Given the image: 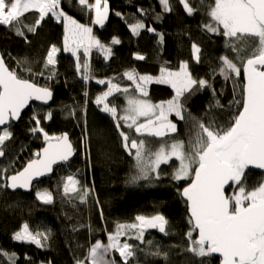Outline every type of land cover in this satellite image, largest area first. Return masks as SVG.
Instances as JSON below:
<instances>
[{"label": "trees", "instance_id": "16d2710c", "mask_svg": "<svg viewBox=\"0 0 264 264\" xmlns=\"http://www.w3.org/2000/svg\"><path fill=\"white\" fill-rule=\"evenodd\" d=\"M188 2L195 10L193 15L186 13L179 0H169L170 12H163L158 0H108V19L103 25L97 26L93 23V9L80 6L78 0H63L61 8L66 13L91 27L93 35L112 49V55L107 59L96 48L91 49L87 59L91 77L87 81L82 79L83 71L77 72L76 59L63 50L64 24L51 14L44 18L35 33L26 32L29 43H25L9 26L0 25V53L4 55L8 67L15 69L21 78L33 79L27 68L31 66L32 72H39L51 45L60 49L53 69L58 73L56 78L47 80V72L45 77H34L38 85L51 87L54 92L51 104L43 106L32 103L19 121L10 122L8 126L13 137L0 147H3L6 158L11 155L18 157V160L16 167L6 172V175L17 171L28 159L34 157L33 152H38L45 141L42 133L29 132L35 126L31 120L34 112L43 115L51 110L52 118L41 121L45 132L50 136H58L66 131L71 139L76 140L73 141L75 158L56 167L51 177L33 184L30 192L0 189V250L15 252L17 264H29L28 258L31 264H48L49 261L51 264H75L77 260H84L97 240L107 245L108 235L115 233L117 224L134 223L137 215L157 214H162L168 221L167 235L148 230L144 242L140 243L141 250L136 251L128 264H201L199 257L187 251L189 241L186 234L192 230V225L189 223L186 202L177 191L183 188L185 182H174L171 179L177 167L175 159L170 162V166L161 165L159 171L162 178L159 180L141 181L135 185L126 183L135 174L134 160L123 148L113 118L101 111L95 103L97 94L103 88L97 84L98 80H111L129 86L132 83L126 79V72L135 70L137 75L156 77L161 67L175 71L179 69L181 61H187L193 77L208 79L216 90L215 99L223 105L222 109L213 107L209 110L210 105H215L211 89L197 92L188 98L185 105L194 117L203 119L206 124L209 119L215 120L217 124H226L238 111L239 106L233 103L230 107V102L242 99V67L240 76L233 73L227 80L217 73L221 66V56H227L238 66H241L243 60L225 47V37L204 29L203 26L211 22L208 11L212 0ZM89 3H94V0H89ZM116 13L121 15L117 16ZM157 13H161L160 20L155 19ZM37 16L38 13L32 10L20 18L21 23L32 24ZM137 22L155 27L157 33H163V42H159L156 33L144 29L139 30L138 36L133 35L130 26ZM113 37L118 38L120 43L113 44ZM193 43L201 49L199 62L192 53ZM137 55L144 59H137ZM242 55L246 59L248 53ZM24 58H27L29 64L22 62ZM17 61H21L19 66ZM146 91L148 95L145 99L153 104L167 101L174 95V90L166 84H147ZM131 93L136 96L133 91ZM124 95L121 92L109 97V104L121 110ZM72 111L75 114L69 115ZM169 118L177 123L178 131L165 138L166 142L170 144L174 140H182L187 144L190 135L194 136L192 122L187 117V123L180 121L174 114ZM124 130L130 133L131 138H144L145 147L152 150L165 142L160 138L139 137L133 130ZM83 136L85 144L80 139ZM63 166L66 169L61 172V177L72 175L80 182L77 191H70L67 195L53 183L57 177L56 172ZM246 177V189L252 190L263 181L264 172L248 169ZM38 187L51 191L53 203L44 204L38 200L35 196ZM85 188L90 190L89 195L81 202ZM231 189L228 188L227 192ZM24 223L33 232L50 230L45 247L38 248L26 242L13 241V233ZM192 238H196L194 231ZM149 240L152 241L151 245L147 243ZM157 248L162 254H167V259L163 255L147 254L156 252ZM109 258H114L116 264H123L115 250L109 253ZM218 262L219 258L212 255L203 264ZM0 264H10V261L0 255Z\"/></svg>", "mask_w": 264, "mask_h": 264}, {"label": "snow or ice", "instance_id": "6c2138e0", "mask_svg": "<svg viewBox=\"0 0 264 264\" xmlns=\"http://www.w3.org/2000/svg\"><path fill=\"white\" fill-rule=\"evenodd\" d=\"M63 0H0V25L9 26L10 30L29 43L27 33H35L46 16L51 14L56 20H62L64 24L65 52H72L77 56L76 70H84L83 80L91 77L90 65L85 61L80 62L77 55L83 49V55L87 57L92 48H96L104 54L105 59L112 55L110 46H106L93 35V29L82 24L68 15L61 8ZM163 12H170L169 0H158ZM188 15L194 14V9L188 0H179ZM80 6L94 9L93 23L103 25L108 19V0H78ZM35 10L37 18L32 24H22L21 17ZM142 13L143 9L140 10ZM120 16V13H116ZM208 16L210 23L204 25L209 33L219 34L226 38L225 47L235 53L236 57L243 60L241 66L234 63L227 56L219 58L220 68L217 74L225 80L231 78V74L240 76L241 67L244 73L245 83L242 88V99L230 102L239 106L226 122L217 124L209 119L206 124L203 119L194 117L186 108L189 97L205 89H211L213 98H216V90L208 79L193 77L187 61H181L179 70L172 71L167 67H161L160 75L153 77L148 74L137 75L135 70L124 75L135 85V90L142 97H147L146 85L155 80L158 84H166L174 90V95L167 101L153 104L148 99L136 96L126 97V107L122 108L123 114L118 115L117 107L108 102V98L114 93L129 92L128 88H121L118 84L108 83L107 91L98 95L96 105H102V111L110 114L115 122V127L122 138V146L127 154L134 160L135 174L131 175L126 183L135 185L141 181L161 179L159 169L161 165H169L170 162H178V167L171 174L174 182H185L186 186L177 189L185 202L190 214L189 223L192 230L186 236L189 241L187 251L201 259V264L208 257L219 254L221 264H264V182L247 190L245 186L246 170L251 168L264 170V0H214L209 7ZM156 20L161 19V13H157ZM133 35H139L141 29L159 36V42L164 40L163 33H157L155 27L137 22L130 26ZM113 44H119L120 40L113 37ZM60 51L56 45H51L44 57V63L39 72H32L31 66L27 68L30 76L45 77L54 80L58 73L53 69L57 63L56 54ZM200 47L192 44L194 59L200 60ZM247 52V58L243 53ZM15 59V58H13ZM137 59L144 57L137 55ZM29 64L27 58L22 61ZM21 61H17L18 66ZM51 66V69H50ZM103 85L105 80L97 81ZM53 91L50 86H38L33 79L21 78L15 69H10L0 53V146L13 137L9 130L11 121L22 118V110L30 101H40L47 104L53 99ZM87 96V92H85ZM223 108L218 99L211 108ZM74 111L69 115H74ZM174 114L180 121H186V117L192 122L194 136L190 135L187 144L182 140H174L168 144L165 138L176 134L177 123L169 118ZM52 111L46 114L34 112L31 120L35 126L29 129L32 134L42 133L46 141L36 159L29 160L22 170L6 176L0 182V189H28L34 178L44 176L53 171V165L67 162L74 154L73 144L68 133L59 136H50L41 127V121L52 118ZM143 118V122L141 121ZM123 122V124L121 123ZM134 130L139 137H154L165 140L155 152L145 149V139L131 138L125 131ZM134 150V151H133ZM42 153V154H41ZM5 156L3 147H0V158ZM0 169V173L6 172ZM79 181L72 175L67 177L63 190L65 195L70 191L76 192ZM234 188L233 194L228 195L227 189ZM89 189L85 188L81 195L84 202ZM38 200L44 204L53 203V196L48 191H37ZM98 202V201H97ZM102 215V213H101ZM134 223L117 224L115 233L108 235V244L104 245L97 240L93 244L84 260H77L75 264H116L114 258H109L112 250L118 252L123 264H128L130 258H134L138 247L129 243V239L144 242L145 232L148 229H158L160 233L167 235L166 225L168 221L162 214L154 216L137 215ZM76 229H73L75 231ZM128 230H134L135 235L121 242ZM198 231V237L193 239L192 232ZM50 230L45 232H33L29 225L24 223L21 228L12 235L13 241L26 242L38 248L45 247V241L49 239ZM149 245L152 241L147 242ZM148 255H163L159 248ZM10 264H17V254L0 250ZM29 264H31L30 258ZM44 264V262H41ZM48 264H51L49 261Z\"/></svg>", "mask_w": 264, "mask_h": 264}, {"label": "rangeland", "instance_id": "374dc122", "mask_svg": "<svg viewBox=\"0 0 264 264\" xmlns=\"http://www.w3.org/2000/svg\"><path fill=\"white\" fill-rule=\"evenodd\" d=\"M204 1V0H203ZM214 3V0H212V4ZM108 6H109V4H108ZM94 18H95V11H94V9H93V21H94ZM59 21H61L62 23H63V21L62 20H59ZM105 23V22H104ZM95 25H97V26H101V25H98V24H95ZM69 54H71L75 59H76V61H77V56H74L73 55V53L72 52H68ZM79 57H80V62L83 64L85 61H87V59H88V56L87 57H85L84 55H83V49L81 48L80 50H79V52H78V54H77ZM88 63V62H87ZM242 65V64H241ZM179 70V69H178ZM81 72L83 71L84 72V70L83 69H81L80 70ZM175 71H177V70H175ZM82 72V73H83ZM159 75H160V73H159ZM158 75V76H159ZM235 75V74H234ZM158 76H156V77H158ZM33 78V82L35 81L36 82V79L34 78V77H32ZM155 78V77H154ZM126 79H127V77H126ZM128 80V79H127ZM106 81V83L105 84H103V85H101V84H99L98 82H97V84L100 86V87H103L100 91H99V93L97 94V96L98 95H101L103 92H105V91H107V89H108V81L109 80H105ZM129 81V80H128ZM112 82V81H111ZM131 83H132V85H129V86H127V85H120V84H118V83H114V82H112L113 84H118L122 89L123 88H128L129 89V92L127 93V94H125L124 95V105H123V107L122 108H124V107H126V97L127 96H129V95H131V96H135V95H133L131 92L133 91L135 94H136V97H138V98H143V99H145V97H142L141 95H140V93H138L136 90H135V85H134V83L132 82V81H130ZM152 83H156L155 82V80H153V82ZM37 84V83H36ZM150 84V83H149ZM115 94H119V93H114V95ZM96 96V97H97ZM99 107V109L101 110L102 109V105H99L98 106ZM102 111V110H101ZM108 114V113H107ZM120 114H123V112L121 111V110H118V115H120ZM108 115H110V114H108ZM140 122H143V118H141V121ZM122 124H123V122H122ZM133 132H134V130H133ZM121 138V137H120ZM82 141V143L84 142V144H85V137L83 136V137H81L80 138ZM137 139V138H136ZM74 142H76V140H75V138L74 139H72ZM139 140V139H138ZM121 143H122V138H121ZM159 148V147H158ZM158 148H156V149H154V150H152V148H149V147H145V149H146V152L147 151H151V152H155ZM134 151V150H133ZM37 153V151H34L33 152V154L35 155ZM3 159V160H2ZM31 159V158H30ZM173 159H175V158H173ZM1 160H2V162L0 163V169H6L7 171L6 172H8V171H10V170H13V168L14 167H16V165H17V163H16V160H18V157H16V158H14L13 156H11V155H9V156H7V158H6V156L4 157V158H1ZM29 160V159H28ZM176 166L178 167V162L176 161ZM65 169H66V167L65 166H63V168L61 167L60 168V170L59 171H57L56 172V175H57V177L54 179V186H56V187H59V188H61V189H63V186H64V183L66 182V180H67V177L69 176V175H67V176H65V177H61V175L60 174H62L61 172H64L65 171ZM6 172H3V173H0V180L2 181V179L4 178V177H6L7 175H6ZM262 182H264V179H263V181ZM78 186V185H77ZM248 190V189H247ZM37 191H41V192H43V191H48V192H51L50 190H48V189H46V188H40V187H38V188H36L35 189V196H36V192ZM234 191H236V189H231V191L229 192L230 193V195L231 194H233L234 193ZM52 194V193H51ZM52 196H53V194H52ZM37 197V196H36ZM152 216H154V215H152ZM148 217H150V216H148ZM134 222H136V221H134ZM166 227H167V225H166ZM148 230H153V231H156V232H159V230L158 229H148ZM147 230V231H148ZM147 231L145 232V235H146V233H147ZM190 231H191V229H190ZM197 232L198 231H194V233H196V238L198 237V235H197ZM135 235V232H134V230H128V232H127V234L125 235V236H122V237H124V238H126V239H128L130 236H134ZM121 239V238H120ZM126 239H121V242H123L124 240H126ZM128 242L129 243H132L133 245H134V247H138L139 249H141L142 247H141V245H140V243H142V242H140V241H136V240H134V239H129L128 240ZM188 247H189V245H188ZM145 250V249H144ZM118 253V252H117ZM119 255V254H118ZM219 258V260H221V258L220 257H218ZM219 263V262H218ZM87 264H90V262H87Z\"/></svg>", "mask_w": 264, "mask_h": 264}, {"label": "water", "instance_id": "95a60500", "mask_svg": "<svg viewBox=\"0 0 264 264\" xmlns=\"http://www.w3.org/2000/svg\"><path fill=\"white\" fill-rule=\"evenodd\" d=\"M244 83H245V79H244V73H243V85H244ZM37 85H38V84H37ZM38 86L43 87L42 85H38ZM53 94H54V92H53ZM52 101H53V99L50 100L47 104H44L43 102H40V101H30V102H29V105L26 106V108H25L24 110H22V114L28 109L29 106H31L32 103H37V104H39V105L48 106V105L51 104ZM19 120H20V119H19ZM19 120H14V121H11V122H17V121H19ZM3 127H4V126H0L1 129H2ZM63 133H68V132L65 131V132H62L61 134H63ZM61 134H59V135H61ZM59 135H58V136H59ZM68 135H69V138H70V134H69V133H68ZM70 140H71V142H72V144H73V148H74V150H75L74 142H73V140H72L71 138H70ZM44 146H46V141L43 142V144H42L41 147L39 148L38 152H40V150H41ZM41 154H42V153H41ZM75 156H76V152L74 151V154H73V156L69 159V161L73 160V159L75 158ZM36 158H37V156H34V157H32L31 159H29V160L36 159ZM0 159H1V158H0ZM29 160H27V161L22 165V167L19 168L17 171L22 170V168L26 165V163H27ZM69 161H67V162H69ZM64 163H66V162H60V163H58V164H55V165H53V171H52L51 173H47V174H45L44 176L34 178L33 181H32V183H31V185H30V187H29L28 189H16V190H10V189H7V190H9L10 192L22 191V192H26V193H28V192H30V191L32 190V185H33V184H35L36 182L41 181L42 179H45V178L51 177V176L53 175L54 169H56V167H58V166H60L61 164H64ZM249 169H253V170H258V171H263V172H264V170H261V169H256V168H251V167H250ZM15 172H16V171H15ZM15 172L9 173L7 176H10V175L14 174ZM185 186H186V183H185V185H184L183 187H185ZM226 194H227V193H226ZM183 199L186 200V198H183ZM188 215L190 216L189 212H188ZM197 235H198V232H197ZM214 256L220 257L219 254H214ZM220 258L222 259V257H220ZM218 264H221V260H219V263H218Z\"/></svg>", "mask_w": 264, "mask_h": 264}, {"label": "flooded vegetation", "instance_id": "af4514ba", "mask_svg": "<svg viewBox=\"0 0 264 264\" xmlns=\"http://www.w3.org/2000/svg\"><path fill=\"white\" fill-rule=\"evenodd\" d=\"M228 195H230L229 191L227 192Z\"/></svg>", "mask_w": 264, "mask_h": 264}]
</instances>
